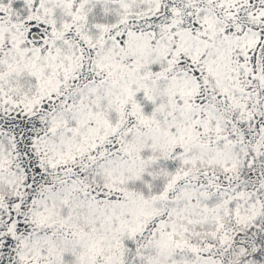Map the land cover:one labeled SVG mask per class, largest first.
<instances>
[{"label":"snow or ice","instance_id":"obj_1","mask_svg":"<svg viewBox=\"0 0 264 264\" xmlns=\"http://www.w3.org/2000/svg\"><path fill=\"white\" fill-rule=\"evenodd\" d=\"M0 264H264V0H0Z\"/></svg>","mask_w":264,"mask_h":264}]
</instances>
